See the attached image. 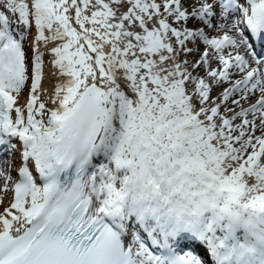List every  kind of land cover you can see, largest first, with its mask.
Masks as SVG:
<instances>
[{"label": "snow or ice", "instance_id": "6c2138e0", "mask_svg": "<svg viewBox=\"0 0 264 264\" xmlns=\"http://www.w3.org/2000/svg\"><path fill=\"white\" fill-rule=\"evenodd\" d=\"M0 154V264H264V0H0Z\"/></svg>", "mask_w": 264, "mask_h": 264}, {"label": "bare ground", "instance_id": "6f19581e", "mask_svg": "<svg viewBox=\"0 0 264 264\" xmlns=\"http://www.w3.org/2000/svg\"><path fill=\"white\" fill-rule=\"evenodd\" d=\"M51 71H52V69H51L50 65L48 64V60H47V58H46L45 78H44V80H43V88H44L45 90H50L51 87H52V85H53L54 82H55V78H54V77H50V76L48 75ZM215 94H216V93L213 92V95H215ZM27 95H28V91L25 90L23 96L20 98V102H21V103H24V102H25V98L27 97ZM245 106H247V105H245ZM49 107H51L50 104H49ZM0 195H3V194L0 193ZM9 198H11L10 193H9V194L7 195V197L5 198V203H7V200H8ZM0 210H2V209H0Z\"/></svg>", "mask_w": 264, "mask_h": 264}, {"label": "rangeland", "instance_id": "374dc122", "mask_svg": "<svg viewBox=\"0 0 264 264\" xmlns=\"http://www.w3.org/2000/svg\"><path fill=\"white\" fill-rule=\"evenodd\" d=\"M8 157V156H7Z\"/></svg>", "mask_w": 264, "mask_h": 264}]
</instances>
